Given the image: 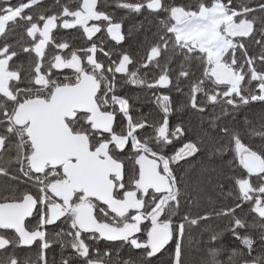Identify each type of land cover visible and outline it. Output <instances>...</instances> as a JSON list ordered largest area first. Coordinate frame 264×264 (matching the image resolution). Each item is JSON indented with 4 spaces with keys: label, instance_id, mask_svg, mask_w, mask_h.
<instances>
[{
    "label": "snow or ice",
    "instance_id": "obj_1",
    "mask_svg": "<svg viewBox=\"0 0 264 264\" xmlns=\"http://www.w3.org/2000/svg\"><path fill=\"white\" fill-rule=\"evenodd\" d=\"M42 2L0 0V37L22 27L30 38L20 51L0 46V176L17 182L0 186V264H193L197 228L209 235L195 264H264V113L245 116L243 129L231 123L264 105V0H112L158 20L139 60L93 40L102 30L118 45L126 39V16L106 11L108 0L28 11ZM59 29L82 30L91 43L58 42ZM21 52L26 73L14 60ZM125 86L155 107L143 112L120 94ZM173 92L186 102L174 107ZM184 108L201 118L194 140L171 120ZM174 141L182 146L169 153ZM198 154L219 160L215 175L197 172ZM33 246L36 257L22 258L18 249ZM125 248L138 252L123 256Z\"/></svg>",
    "mask_w": 264,
    "mask_h": 264
},
{
    "label": "trees",
    "instance_id": "obj_2",
    "mask_svg": "<svg viewBox=\"0 0 264 264\" xmlns=\"http://www.w3.org/2000/svg\"><path fill=\"white\" fill-rule=\"evenodd\" d=\"M13 4H16L18 2H21V0H11ZM62 2H65V0H62ZM170 2H174L176 4H185V5H195L197 3V0H170ZM234 5H238L241 2H249V0H233ZM259 2V0H250V6H256V4ZM55 5V0H43L42 4L39 6L34 7L33 9H29L28 11H31L33 15H38L41 11H44L45 9H48L51 7L52 11H58L59 9L57 7H53ZM108 12H114L117 16V18L121 16H126V19L124 20L122 31L126 35V39L122 44H116V42H112L104 33L105 31H101L100 33H97L96 35L100 37V40L98 41L97 38L94 36L93 40H96L98 43L100 41H103V47L107 50H112L114 53H118L121 50H126L130 53H132L134 56H136V59L139 60V56L136 55L139 51L141 54H143L144 47L146 45L144 44L145 38L148 37L149 39H152V33L157 31L158 27V20L148 14L144 15H136V14H127L125 10L116 9L114 4H112V0H108V6L105 8ZM50 14V13H46ZM143 25V27H140ZM129 31H131V35H128ZM54 36L58 38L59 41H66L70 44L71 47H83L86 44H90V41H87V39L82 35V30L77 29H59L54 32ZM19 42V43H18ZM30 42V38L26 36L24 33V30L22 27H17L14 31L9 32L6 37H0V46H2L4 43H8L13 45L17 51H20V44H27ZM143 45V47H142ZM249 50L253 53L257 51V48L254 44L249 45ZM100 59H106L103 57L102 53L97 54ZM115 54L113 55V59H115ZM15 62L17 64H22L25 70V73L29 71L30 64H29V57L28 54L22 53L19 55V57L14 58ZM166 91V90H161ZM187 91V89H185ZM121 95L127 94L128 96L132 97V102L137 105V107H140L143 112H149L151 109L155 107V105L148 102L146 99L145 93L142 92L140 89L132 88L131 86H125L120 90ZM173 101H174V107H179L181 104L186 102V97L181 96L175 92L172 93ZM139 98L138 100L136 98ZM264 113V105H261L259 103L250 106L249 108L242 110L239 114H237L236 119L234 121H231L233 124H238V126L243 129V120L244 117L247 116L249 120L255 122L257 118ZM172 123H178L183 122L185 127L192 128V131L188 132L186 134L185 138H181L182 140L187 139H195L196 135L200 133L201 130V118L194 114V110L190 108H184L181 112H174V115L171 117ZM203 127L207 128L208 124L205 120ZM246 143H259V139L255 138L253 140H249L247 137H245ZM182 146L181 141H174L172 145L169 146L167 149L169 153H172L174 150L178 149ZM191 161L196 165L197 172L201 169V167H206L208 170H211L212 168L216 167L217 164H219V160H215V162L205 159H201L200 154H198L197 157L190 158ZM225 160L230 159V156H225ZM128 163V161H126ZM181 164H184L185 167H187V164L185 161H181ZM129 168L132 167V163L127 164ZM11 174L18 175L15 171V165H13L9 169ZM183 170H181L182 172ZM239 171V170H238ZM208 174H211L210 172ZM9 182L11 185H16V181H10L9 177L6 176H0V186L2 187H8L6 183ZM20 188H23L24 185H20ZM209 195H213V193H210ZM202 207L200 209L192 208L191 211L193 214H196L198 211H203L204 208H207L209 205L207 204V201L204 200L201 202ZM245 208H247V205H245ZM249 221H251L252 217H248ZM215 224H219V226L222 228L224 227V220L215 221ZM209 233L205 232L203 235H201L200 229H194L191 233L192 240L191 244L189 246V255L190 258L193 261V264H195V261L199 256L203 254V249L205 247V241L208 239ZM222 243H225L227 246L230 247L233 246L231 244V238L229 236H225L223 238ZM103 244V243H102ZM198 249H200L198 251ZM58 251V246H57ZM19 254L21 257L30 256L33 259L36 257L37 252L32 251L29 252L28 255H24L26 251H23L22 249H18ZM138 250H129L125 248L121 255L128 256L131 254L133 257L137 254ZM58 258V257H57ZM226 259V257H225Z\"/></svg>",
    "mask_w": 264,
    "mask_h": 264
},
{
    "label": "flooded vegetation",
    "instance_id": "obj_3",
    "mask_svg": "<svg viewBox=\"0 0 264 264\" xmlns=\"http://www.w3.org/2000/svg\"><path fill=\"white\" fill-rule=\"evenodd\" d=\"M90 23V25L92 24V23H95V22H89ZM105 35H106V32L104 33ZM107 36V35H106ZM95 37L97 38V40L99 41L100 40V37H98L97 35H95ZM108 37V36H107ZM86 38V37H85ZM109 38V37H108ZM110 39V38H109ZM111 40V39H110ZM112 41V40H111ZM112 42H115V41H112ZM65 72H68V71H70V70H64ZM128 163H132L131 161H128ZM127 163V164H128ZM101 243H103V242H101ZM22 250L23 251H26V253H24V255H28V253L29 252H32V251H36L37 252V249L35 248V246H33L31 249H29V248H22Z\"/></svg>",
    "mask_w": 264,
    "mask_h": 264
},
{
    "label": "rangeland",
    "instance_id": "obj_4",
    "mask_svg": "<svg viewBox=\"0 0 264 264\" xmlns=\"http://www.w3.org/2000/svg\"><path fill=\"white\" fill-rule=\"evenodd\" d=\"M143 38H145V37H143ZM209 172L211 173V175H215L214 173L211 172V170H209ZM10 181H11V180H10ZM6 183H8L7 186H10V185H11V184H9V182H7V181H6ZM6 188H7V187H6ZM210 193H212V192L209 190V191L207 192V195H209ZM213 194H214V193H213ZM223 244H224L225 246H227L225 243H223Z\"/></svg>",
    "mask_w": 264,
    "mask_h": 264
}]
</instances>
